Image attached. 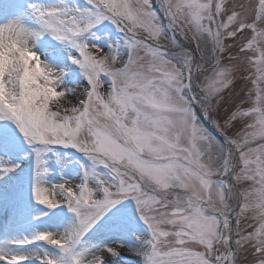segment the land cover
<instances>
[{"label":"rangeland","instance_id":"1","mask_svg":"<svg viewBox=\"0 0 264 264\" xmlns=\"http://www.w3.org/2000/svg\"><path fill=\"white\" fill-rule=\"evenodd\" d=\"M52 1L60 26L55 35L44 37L31 15L23 18L33 23L31 42L59 68L58 76L38 79L15 60L0 61V156H14V166L31 162L8 152L12 143L29 157L48 155L55 176L71 166L70 188L57 193L54 208L67 213L77 229L56 250L62 257L56 264H71L75 238L105 220L137 230L127 240H113L120 244L116 260L128 248L122 245H138L140 239L144 249L136 264H234L230 155L200 120L208 111L191 88V53L162 25L151 0ZM163 2L170 19L192 37L199 71L208 70L201 86L213 101L215 126L238 150L236 184L244 202L236 243L243 262L264 264V255L254 252L256 237L264 244V180L255 184L252 166L254 147L264 158V0H217L215 14L213 0ZM6 8L4 25L15 12L12 1ZM245 24L249 30L242 40L250 39L247 48L254 49L240 53L231 44L219 50L220 30L232 37ZM248 73L244 85L251 96L234 98ZM35 164L15 183L16 167L0 165V182L13 184L12 190H0L19 187L20 201L40 208L28 178ZM38 215L25 214L22 223L30 227L27 222ZM8 224L15 225L11 219Z\"/></svg>","mask_w":264,"mask_h":264},{"label":"bare ground","instance_id":"2","mask_svg":"<svg viewBox=\"0 0 264 264\" xmlns=\"http://www.w3.org/2000/svg\"><path fill=\"white\" fill-rule=\"evenodd\" d=\"M8 1H12L15 12L6 25L0 23V61L15 60L36 78L54 80L60 72L59 68L48 62L44 54L36 50L38 46L30 39L33 28L26 25L23 17L27 14L31 15L44 37L55 35L60 29L52 17L58 12L57 8L51 9V6H56L55 2L52 0H0V18L7 12ZM60 98L65 99V95ZM6 148L8 152L14 153L13 155L20 154L18 157L22 160H31L28 165L14 166L16 163L14 156H0L2 168L16 167L12 183H15L16 178L24 174L32 163H36L31 173L32 179L31 175L28 178H30L29 183L33 193H36L38 197L35 200L41 207L20 201L21 196L16 194L19 187H16L15 192L3 193L0 190V228H6L4 233L0 232V264H47V262L56 264L62 261V257L56 253V250L65 247L66 240L72 241L77 229L67 213L54 208L58 201L57 193L70 188V176L73 170L69 165L55 176L50 173L48 155L36 159V156L33 158L24 152L19 153L21 148L12 143H8ZM12 186L13 184L9 187L4 185V181L0 184V188L11 190ZM30 198L33 199L31 196ZM32 211L39 215L35 223L27 227L22 223V218ZM8 219L14 221L15 225H7ZM117 222L118 220L96 222L81 238L82 240L75 238L76 249L73 250V255L76 257L71 260V264L139 263L138 253L144 249L139 239L138 245L130 243L128 246L122 245L125 249L128 247L124 251L125 259L119 261L113 257L117 246H120L113 240L119 237L127 240L132 233L131 230L134 229L137 232L136 228L132 229ZM47 244L51 245L49 251L45 249Z\"/></svg>","mask_w":264,"mask_h":264},{"label":"water","instance_id":"3","mask_svg":"<svg viewBox=\"0 0 264 264\" xmlns=\"http://www.w3.org/2000/svg\"><path fill=\"white\" fill-rule=\"evenodd\" d=\"M164 18H166V16L164 15ZM171 27L180 35V36H182L181 34H180V32H179V30L174 26V25H172L171 24ZM192 49V51H193V54H194V57H195V61L197 60V56H196V54H195V52H194V49L193 48H191ZM197 62V61H196ZM196 68H197V63H195V66H194V72H195V74L197 73L196 72ZM198 77H199V75L198 74H196V76H195V78H194V88H195V90H196V92H197V94L199 95V97H200V99L201 100H203V101H205L207 104H208V106H209V108H210V112H211V104H210V102H209V99L201 92V90H200V88H199V86H198ZM211 114V113H210ZM208 129H209V131L213 134V135H215L223 144H225V145H228L229 147H230V149L232 150V151H234L235 152V149L233 148V146L232 145H230L226 140H224L223 139V137H222V135H221V133L220 132H218V131H216V130H214V129H212V122H211V115L209 116V125H208ZM235 165H236V158H234V160H233V165H232V169H231V172H230V176H229V181L231 182V184L234 182V171H235ZM239 203H240V201H239V199H238V201H237V203H236V205H235V208L233 209V211H232V214H231V227H232V238H231V245H232V247H233V237H234V234H235V225H234V218H235V216H236V214H237V211H238V209H239ZM235 258H236V260H237V256L235 255Z\"/></svg>","mask_w":264,"mask_h":264}]
</instances>
